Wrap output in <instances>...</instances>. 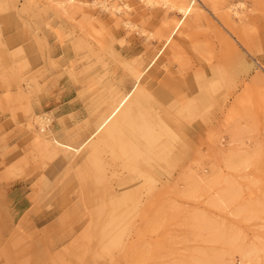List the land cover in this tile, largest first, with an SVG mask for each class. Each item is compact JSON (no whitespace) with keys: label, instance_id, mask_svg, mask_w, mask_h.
Here are the masks:
<instances>
[{"label":"rangeland","instance_id":"1","mask_svg":"<svg viewBox=\"0 0 264 264\" xmlns=\"http://www.w3.org/2000/svg\"><path fill=\"white\" fill-rule=\"evenodd\" d=\"M97 1L129 7L112 14ZM146 1L0 0V202L15 193V216L27 221L0 227V264H264V0L199 1L165 48L183 16L167 0ZM145 66L134 93L178 136L154 128L153 148L171 153L152 149L156 161L143 151L133 170L117 147L110 156L103 130L77 147ZM49 129L75 149L44 146ZM102 143L104 168L91 157ZM151 164L158 193H140L122 217L130 229L105 228L120 240L100 239L105 216L94 203L109 201L105 186L127 175L136 178L128 189L144 185L137 167ZM14 231L35 237L19 242Z\"/></svg>","mask_w":264,"mask_h":264},{"label":"bare ground","instance_id":"2","mask_svg":"<svg viewBox=\"0 0 264 264\" xmlns=\"http://www.w3.org/2000/svg\"><path fill=\"white\" fill-rule=\"evenodd\" d=\"M199 1H201L202 4L206 5V3L209 0H198V1H196V0H169L168 1L167 0V1H163V3H162L163 6H165L168 9H175L178 13H180L183 16L182 19L179 18V19H177V20L174 21V24H173L170 32L165 37V42L163 44V47L164 48L170 43V41L172 40L173 36L177 33V31L179 30V28L182 26L183 21H184V18L186 16H188V15H190L192 13H195V12H197V11H199L201 9L200 8ZM146 3H148L149 5H156V4L159 3V1H157V0H147ZM95 4H99V6L101 8H104L105 10L110 11L112 14L120 13L122 6H124L125 10H127L128 7H129V6L127 7V4L126 3H124L122 5H119V4L117 5V4H114V3L105 4L103 2L97 1V2H95ZM124 24L125 25H129V24H127V22H125ZM153 56H155V55H153ZM156 59L154 58V59H152L150 61L151 62L150 63V66L155 62ZM146 66L143 67L139 71V75L136 78V85H135V87L131 91H127L125 93H122L118 97L117 100H113V98H115V96H116L115 90L113 91V93L111 94V101H110L111 104L109 105L110 109L108 111H106V109H105L104 111H106V112L103 111V114L100 115L97 118V121L95 122V123L98 122V126L96 128H94L93 131L90 134H88L89 136L87 135L88 137L87 138H84L83 141H81L80 144L77 147H80V146L84 147L86 144H88V143L90 144V142L92 141V138L94 139L98 135V133L103 130L107 134L109 140L112 143V146L110 148H108V150H109L108 152L110 153V156L111 157L112 156L113 157L114 156L115 157H118V155H116V150L118 148V150H117L119 152V157L118 158H121L122 159V162H120V164L122 163V164H124L126 166H131V167H133V170H134V167H136V162H137L136 161V158H137V156H140L141 154H144V152H147V153L150 152V156H152L153 154L156 156L155 152H153V154L151 153L152 152V149H153V151L154 150L158 151L157 150L158 148L157 149H154L153 148V147L156 146L155 143H154L155 146L152 145V143L154 142V138L157 139L156 140L157 142H158V139L161 136H164V134H165V136L167 135V137L170 136V138H174V139L178 138V136L176 135V133H174L169 128V126L163 122V120L158 116V114H155V116H154V113H153V116L154 117L151 116L152 114H150V116L147 117V112H150V110L145 111V105L143 104V102L145 100L144 99V95L142 96L141 99H138L136 97L137 93H134L135 90H136V86H138V83L140 81V75H141L142 71L146 68ZM141 93H143L142 89H141ZM203 97H204V95H203ZM156 103H157V101H156ZM185 109H187V108H185ZM152 111L153 110H151V113H152ZM36 117L38 118V120L37 119L36 120L40 124V127L41 128H46L47 127V124H46L47 121L45 120L46 119L45 113L42 116L37 115ZM154 125H156V126H154ZM155 127L157 128V131H158L159 136H160V131H162V132L164 131V133H161V136L159 138H156L155 135H154V130H155L154 128ZM157 131H156V133H157ZM47 135H48V137L46 136V138H45L46 140H45V145L44 146H46V147H53V145H57V146H61V147L67 148V149H75V147H71L68 144H64L61 141H59V139L55 138V134L52 133L50 129L47 131ZM161 145L163 146L165 144H161ZM170 145H172V144H170ZM100 146H101L100 149H95L91 153V157H93L95 164L99 165L101 168H104V166H105L106 163L104 164V162H103L104 160L100 157L101 153L104 150V143H102ZM162 146H161V149H159V151H162V150H164L166 148L165 146H163L164 147V149H163ZM167 146H168V144H167ZM156 147H158V146H156ZM173 147L170 146L169 148L172 149ZM84 148H86V147H84ZM143 148L144 149H148V150L145 151V150H143ZM181 148H182V146L180 147L179 150H177L176 153H174L176 157H178L181 154ZM76 150H74V151H76ZM169 152H168V150H167L166 153L162 151V153H165V154H167ZM104 153L106 154L107 152H104ZM145 156H147L146 153H145ZM157 157L158 156H156L155 159ZM163 157H164V160H165V157L166 156L163 155ZM146 158H144L145 160H143V161L144 162L147 161V162H145L147 164L149 163L148 159L149 160H152L153 159V158H150V157L148 159H146ZM159 158L162 160V157H158L156 159V161ZM165 162H167V161L165 160ZM232 162L233 161H231V163ZM155 164L158 165L157 163H155ZM166 166H167V164H166ZM234 166H235V164H234ZM123 167H125V166H123ZM150 167H152V164L147 169H139L138 170V167H137V171H139L138 173L145 178L144 180H142V183L144 184V183L147 182L144 185H138L136 187L134 186L135 188L133 187L131 189H128V188L132 187V185L134 184L133 181H135L136 178L135 177L128 176V175L127 176H119V173H118L119 179L115 182V184L110 182V183H108L107 186H105V188L107 190L106 193L108 192V195H106V197L110 201V208L109 207H107L108 209L102 208V206L104 205L105 201H107V200L106 199H101L102 201L101 200L100 201L102 203H100V202H99L100 204L97 203V202L94 203L95 204V207L96 208L98 207V209H96L93 206L94 204L92 203L93 201H95L93 199L94 196L91 198V200L93 199V201L92 202L90 201V202L92 203L91 206H93L95 208L94 211L99 210V212L98 211L97 212L100 213V215H104L105 216V221H104L105 225L103 227L104 229L101 230L100 233H99L100 239H102V238L108 239L109 238V241L120 240L122 238V234H121L122 232L121 231H119L120 234H118L115 231L117 234L114 233L113 235H111L112 234L111 230H105V228L108 227V226H111L112 224H114V226L112 227V229L115 228V226L117 227L118 225H121L122 230H124L126 227L129 226V223L126 220H124L122 217L131 208H133V207L135 208L136 206L138 207V205L141 202V200H140L141 199L140 198V193H144V192H146V193H156L158 191L157 190L156 192H154V187H155V182L157 181L156 175H157V173L158 174H161V172L159 170H156L154 167L152 169ZM162 169L164 171L165 168H162ZM131 170H132V168H131ZM135 170H136V168H135ZM112 172L115 173L117 171L114 172V170H113ZM142 176H141V178H142ZM111 179L112 178H110V180ZM98 180H99L98 183H100V179H97V181ZM139 180L137 179V181H139ZM143 181H145V182H143ZM147 184H148V186H147ZM102 187L104 188V186L101 185V187L98 188V189H102V192L101 193H104L103 192L104 189ZM95 188L96 187H94V190H95ZM92 189H93V187L91 188V190ZM98 189H97V191L95 193L98 192ZM159 189H163V187H161ZM88 190H90V187L87 189V191ZM90 191H88L86 193V195H88V197H90V193H91ZM226 192L227 191H225V194H227ZM161 193H163V192H161ZM223 195H224V193H223ZM16 197L17 196H15V194H14L13 197L11 198L13 202L12 201L11 202H7L8 200L7 201L5 200L4 201V204H2V202H0V227L1 228L2 227H6V226H8V227L21 226L22 223H24V222L27 223V221L25 220L26 218H24L22 220L17 219L16 216H15L14 210L11 209L12 206H13L12 204L15 203L14 202V199L16 200ZM149 197L150 196L148 195V198ZM221 197H223L222 194H221ZM87 200H88V198H87ZM109 201H107V202H109ZM98 205H100L101 207H99ZM146 205L147 206H146V209H145V213L147 214L149 212V210H150V205H149V203L146 204ZM18 206H20V204ZM56 211L57 210H55V209L43 210L41 212L42 214H40L37 218H35V217L30 218L29 224H32V223H34V224L42 223L43 221L47 220L49 216L52 217V215L55 214ZM91 211H93V210H91ZM100 218H101V216H100ZM100 221L102 222L101 219H100ZM125 232H126V235H128V236L130 235L128 229L125 230ZM0 236H1V234H0ZM219 237H220V235H219ZM65 238H66V236L60 235L58 240H63ZM263 249H264V247H263ZM263 249H260V250L264 251ZM235 253H236V251H235ZM237 253H238V251H237Z\"/></svg>","mask_w":264,"mask_h":264},{"label":"crops","instance_id":"3","mask_svg":"<svg viewBox=\"0 0 264 264\" xmlns=\"http://www.w3.org/2000/svg\"><path fill=\"white\" fill-rule=\"evenodd\" d=\"M15 193H13V195H14ZM12 198V197H11ZM22 202H23V200H22ZM13 206H12V210H14V212H15V214H17V215H20V211H19V207H21V206H17V205H14V204H12ZM43 211V210H42ZM42 211H40L39 213L37 212V211H35L34 212V215H33V217H35V218H37L40 214H42L41 212ZM16 215V217H17V219H19L18 218V216ZM26 218V217H25ZM31 218H32V216H31ZM26 220V219H25ZM24 223H26V222H24ZM24 223H22V225L21 226H25L24 225ZM33 224V226L34 225H36V224H34V223H32ZM32 224H29V225H32ZM64 236H66V238H67V234H65ZM34 237H35V235H32V234H25V232H15L14 231V239H16L17 241H22V240H25V239H34ZM40 239H42V238H37V241H39ZM36 241V240H35ZM36 245H38L39 246V242H37V244Z\"/></svg>","mask_w":264,"mask_h":264}]
</instances>
